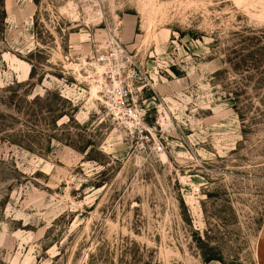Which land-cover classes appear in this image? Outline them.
Returning <instances> with one entry per match:
<instances>
[{"label": "rangeland", "instance_id": "1", "mask_svg": "<svg viewBox=\"0 0 264 264\" xmlns=\"http://www.w3.org/2000/svg\"><path fill=\"white\" fill-rule=\"evenodd\" d=\"M263 224L264 0H0V264H262Z\"/></svg>", "mask_w": 264, "mask_h": 264}, {"label": "built area", "instance_id": "2", "mask_svg": "<svg viewBox=\"0 0 264 264\" xmlns=\"http://www.w3.org/2000/svg\"><path fill=\"white\" fill-rule=\"evenodd\" d=\"M118 44V43H117ZM114 56L118 57L119 54L117 52L114 53ZM117 59V58H116ZM114 58H111V56H104V57H100L99 59H96L95 61H91L89 62V64L93 67V71L99 76L97 85L101 86V90L102 92L100 93L102 96V101H104V103L111 109L114 111V106H109L106 102L108 100H112L113 99V94L108 92V87H112L113 86V81H114V76H113V72L112 73H106L103 75L104 78V82H102V80L100 79V74L97 73V69H96V63H101V64H105L107 66V69L110 71L112 69H115V77L116 80L119 81L120 83V88H118L119 94H120V99H119V104L123 107H125V99L127 100V98L131 95V90L129 89L128 86L125 85V79L122 78V76L119 77L120 73L123 72V66L122 65H115L114 64ZM106 75L109 76V78H111L112 80V84L109 85L108 82L106 81ZM108 96V97H107ZM108 98V100H105L103 98ZM112 103H116V101H112ZM127 108V107H126ZM132 109V108H129ZM134 119V118H133Z\"/></svg>", "mask_w": 264, "mask_h": 264}, {"label": "bare ground", "instance_id": "3", "mask_svg": "<svg viewBox=\"0 0 264 264\" xmlns=\"http://www.w3.org/2000/svg\"><path fill=\"white\" fill-rule=\"evenodd\" d=\"M97 66H103L104 68H99L98 69V71H97V73L98 74H102L101 76H100V79H101V77L103 78V75L104 74H106L107 72L108 73H112L113 72V76H114V80H116V77H115V69H112V70H108L107 69V66L105 65V64H101V63H96V69H97ZM103 80H104V78H103ZM117 81V83H116V85H115V89H114V81H113V86L112 87H108V92L110 93V89H112V90H114L113 92H112V96H115L114 98H113V100L114 101H116V102H119V99H120V94H119V91H118V88H120V83H119V81L118 80H116ZM102 82H104V81H102ZM99 87H101L100 85H99ZM101 92H102V90H101ZM100 92H99V88L98 87H96V86H93V88H92V94H93V96L94 97H97L98 99H101V97L102 96H100V94H99ZM112 100V101H113ZM107 103V102H106ZM109 106H114L113 104H111V103H107ZM121 104V103H120ZM120 104L119 103H117V105H119L120 106ZM115 107V106H114ZM123 107V106H122ZM129 125H132V123L131 122H129L128 123Z\"/></svg>", "mask_w": 264, "mask_h": 264}, {"label": "crops", "instance_id": "4", "mask_svg": "<svg viewBox=\"0 0 264 264\" xmlns=\"http://www.w3.org/2000/svg\"><path fill=\"white\" fill-rule=\"evenodd\" d=\"M260 239H261V245H262V247L260 249V252H259V254H260V262L262 264H264V224H263V226L261 228V231H260Z\"/></svg>", "mask_w": 264, "mask_h": 264}]
</instances>
